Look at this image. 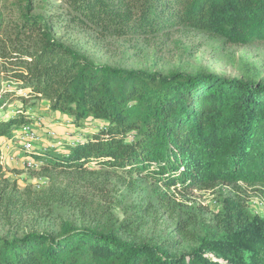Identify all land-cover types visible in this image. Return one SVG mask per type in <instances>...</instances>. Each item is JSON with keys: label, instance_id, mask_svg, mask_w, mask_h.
Segmentation results:
<instances>
[{"label": "trees", "instance_id": "obj_1", "mask_svg": "<svg viewBox=\"0 0 264 264\" xmlns=\"http://www.w3.org/2000/svg\"><path fill=\"white\" fill-rule=\"evenodd\" d=\"M62 25L102 39L194 31L254 46L264 43V0H0V213L9 225L55 206L81 218L8 230L0 264H264V217L224 211L206 227L176 199L220 184L264 186V77L97 63L56 36ZM40 102L80 135L63 150L28 152L49 186L20 189L7 177L5 143L35 129L30 113ZM114 180L168 191L122 206L119 216L109 200ZM165 215L175 221L169 237L139 233Z\"/></svg>", "mask_w": 264, "mask_h": 264}, {"label": "rangeland", "instance_id": "obj_2", "mask_svg": "<svg viewBox=\"0 0 264 264\" xmlns=\"http://www.w3.org/2000/svg\"><path fill=\"white\" fill-rule=\"evenodd\" d=\"M52 1V0H51ZM58 2V1H56ZM56 36L65 44L84 53L93 61L102 64L124 68L143 70L146 72H160L169 74L177 69L187 71H202L218 76L238 79H250L264 77V43L254 46H237L220 37H213L199 32L180 31L166 39L163 36L157 38H109L102 39L92 31L77 27L62 25L56 32ZM11 83V82H9ZM9 83H5L7 87ZM11 89H12V84ZM24 91L23 93H27ZM20 105L15 102L9 106L12 114ZM37 106V105H36ZM35 118L38 133L48 126H53L57 131L56 138L45 136L44 141L34 142L35 150L41 147H57L64 149L71 138L78 137V129L69 123L66 116L55 113L46 102H40L36 109L31 111ZM2 113H0V116ZM64 122H67L64 124ZM83 130V129H82ZM73 132V133H72ZM17 134V133H16ZM6 141L5 158L3 164L7 167V177L11 182H16L18 188L25 189L28 186L35 190H43L49 186V180L35 175L33 170L39 169L40 163L28 165L29 153L23 148L20 134ZM73 134V135H72ZM114 186L116 189H113ZM168 191L165 188L155 187L149 182L138 180L134 184L118 183L115 180L110 185L109 200L113 204L114 212L120 216V208L132 202L145 203L155 201L158 190ZM157 190V191H155ZM184 207L200 216L202 224L214 226L217 216L224 211L233 218L243 214V208L251 216L264 217V186L246 185H218L214 190L194 191L193 194L184 197H176ZM98 201V200H97ZM36 211L24 216L19 224L9 225L0 213V235H5L8 230L21 234L37 228L45 230L51 228L60 219H81L77 210L68 207H53ZM96 210H89L86 214H94ZM99 214V211L97 210ZM89 219L90 216H86ZM90 223V222H89ZM175 228V221L165 215L163 220L156 223L150 217L148 223L139 233L143 236L169 237L171 230ZM200 230H204L201 229ZM188 242L181 246V252L187 251Z\"/></svg>", "mask_w": 264, "mask_h": 264}, {"label": "built area", "instance_id": "obj_3", "mask_svg": "<svg viewBox=\"0 0 264 264\" xmlns=\"http://www.w3.org/2000/svg\"><path fill=\"white\" fill-rule=\"evenodd\" d=\"M11 83L7 84V88L11 89ZM48 137L50 138H56L57 137V129L53 128V129H49L48 132ZM43 133L40 134L38 133L37 130L33 129V128H27L25 129L23 132L20 133V139L22 140L23 143V148H25L26 152H30L32 150H34V142L36 141H44L45 138L42 137ZM28 165L31 166L34 164V161L32 158H28Z\"/></svg>", "mask_w": 264, "mask_h": 264}, {"label": "crops", "instance_id": "obj_4", "mask_svg": "<svg viewBox=\"0 0 264 264\" xmlns=\"http://www.w3.org/2000/svg\"><path fill=\"white\" fill-rule=\"evenodd\" d=\"M55 113H57V112H55ZM59 114V113H58Z\"/></svg>", "mask_w": 264, "mask_h": 264}]
</instances>
